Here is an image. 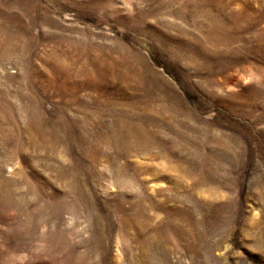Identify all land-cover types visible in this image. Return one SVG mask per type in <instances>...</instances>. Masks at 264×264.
Wrapping results in <instances>:
<instances>
[{
    "label": "rangeland",
    "instance_id": "rangeland-1",
    "mask_svg": "<svg viewBox=\"0 0 264 264\" xmlns=\"http://www.w3.org/2000/svg\"><path fill=\"white\" fill-rule=\"evenodd\" d=\"M0 264H264V0H0Z\"/></svg>",
    "mask_w": 264,
    "mask_h": 264
}]
</instances>
